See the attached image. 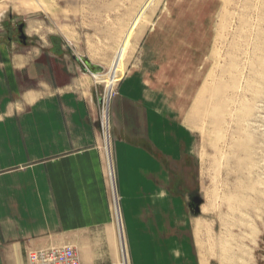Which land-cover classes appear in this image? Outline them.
Returning <instances> with one entry per match:
<instances>
[{
  "label": "crops",
  "instance_id": "0c3cea01",
  "mask_svg": "<svg viewBox=\"0 0 264 264\" xmlns=\"http://www.w3.org/2000/svg\"><path fill=\"white\" fill-rule=\"evenodd\" d=\"M30 28L20 44L0 33V264L62 247L115 264L103 249L117 207L130 264H194L193 181L178 175L179 142L148 110L143 83L126 75L114 86L108 146L103 75L62 35Z\"/></svg>",
  "mask_w": 264,
  "mask_h": 264
},
{
  "label": "rangeland",
  "instance_id": "374dc122",
  "mask_svg": "<svg viewBox=\"0 0 264 264\" xmlns=\"http://www.w3.org/2000/svg\"><path fill=\"white\" fill-rule=\"evenodd\" d=\"M19 24L104 68L107 145L114 86L143 83L193 181L194 264H264V0H0V33L20 44ZM119 226L103 251L130 264ZM79 250L82 264L93 257Z\"/></svg>",
  "mask_w": 264,
  "mask_h": 264
},
{
  "label": "built area",
  "instance_id": "2783aa9c",
  "mask_svg": "<svg viewBox=\"0 0 264 264\" xmlns=\"http://www.w3.org/2000/svg\"><path fill=\"white\" fill-rule=\"evenodd\" d=\"M29 264H82L75 248L33 251L28 255Z\"/></svg>",
  "mask_w": 264,
  "mask_h": 264
},
{
  "label": "water",
  "instance_id": "95a60500",
  "mask_svg": "<svg viewBox=\"0 0 264 264\" xmlns=\"http://www.w3.org/2000/svg\"><path fill=\"white\" fill-rule=\"evenodd\" d=\"M20 32H22V40L25 42L27 40L25 34L23 33L22 28H20L19 30ZM77 61H79L83 67L85 68V70L93 75H99V74H103L104 73V68L99 66V65H95L93 64L89 58H87L86 56H80L77 57Z\"/></svg>",
  "mask_w": 264,
  "mask_h": 264
},
{
  "label": "bare ground",
  "instance_id": "6f19581e",
  "mask_svg": "<svg viewBox=\"0 0 264 264\" xmlns=\"http://www.w3.org/2000/svg\"><path fill=\"white\" fill-rule=\"evenodd\" d=\"M80 57V56H79ZM87 57V56H86ZM88 58V57H87ZM91 61V60H90ZM100 66V65H99ZM105 74V73H103ZM103 74H99V75H95V76H100V75H103ZM15 97V96H14ZM64 133V132H63ZM109 146V144H108ZM118 210V209H117ZM118 213H119V210H118ZM118 222H119V235L121 237V240L123 241L122 243L124 244L125 240H124V232H123V227H122V222H121V217H120V214L118 215Z\"/></svg>",
  "mask_w": 264,
  "mask_h": 264
},
{
  "label": "flooded vegetation",
  "instance_id": "af4514ba",
  "mask_svg": "<svg viewBox=\"0 0 264 264\" xmlns=\"http://www.w3.org/2000/svg\"><path fill=\"white\" fill-rule=\"evenodd\" d=\"M20 28H22V30H23V32H24V25H23V24H19V28H18V33H19L18 37H19V40H20L21 42H24V41L22 40V38H21V36H22V32L19 31Z\"/></svg>",
  "mask_w": 264,
  "mask_h": 264
},
{
  "label": "clouds",
  "instance_id": "9594fccd",
  "mask_svg": "<svg viewBox=\"0 0 264 264\" xmlns=\"http://www.w3.org/2000/svg\"><path fill=\"white\" fill-rule=\"evenodd\" d=\"M161 195H163V193H161Z\"/></svg>",
  "mask_w": 264,
  "mask_h": 264
}]
</instances>
